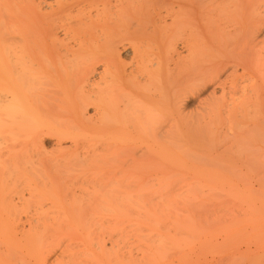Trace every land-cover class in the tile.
<instances>
[{
	"label": "bare ground",
	"instance_id": "bare-ground-1",
	"mask_svg": "<svg viewBox=\"0 0 264 264\" xmlns=\"http://www.w3.org/2000/svg\"><path fill=\"white\" fill-rule=\"evenodd\" d=\"M225 116L264 120V0H0V264H125L115 232L140 230L187 150L221 146L195 136ZM240 154L222 160L242 175L186 166L264 170L263 148Z\"/></svg>",
	"mask_w": 264,
	"mask_h": 264
},
{
	"label": "rangeland",
	"instance_id": "rangeland-1",
	"mask_svg": "<svg viewBox=\"0 0 264 264\" xmlns=\"http://www.w3.org/2000/svg\"><path fill=\"white\" fill-rule=\"evenodd\" d=\"M179 51H181L180 48H179ZM125 54H127V53H125ZM190 105H189V107H191V108L189 109V111L191 112V110H194V108H192V107H194L193 106L194 103H191ZM187 111H188V108H187ZM192 112H194V111H192ZM226 116L224 119H221L222 117L220 118V120H222L221 122L219 120H218L219 122L215 121V122H217V124H215L217 129H220V130H217L215 125L213 127V125H212L213 122L212 123L209 122V123H207L209 126H207V124H206V126H207V127L205 126L206 128L205 127L201 128V136H199V135L195 136V137L203 138V139L206 138V139H204V141L209 140L211 142L212 136L214 138V136L218 137L217 135H220V137H218V140L220 139L219 140L220 142L222 141L221 140L222 137L225 138V139H223V141L221 143L219 141L216 142L217 138L213 139V140H215L216 143H220L222 148H220L221 146H219V147H217V146L213 147L212 146L211 148H213V149H211V150L204 149L203 148L204 146L202 147L201 143H200V142H202L201 139L200 140L198 139L199 143H198V141L194 142L192 139V137H194V136L191 137V135H189V138L192 139V141L195 143V145L197 144L196 146H198L200 144V147H202L204 149V150L202 149L199 153L200 155H202V158H201V156H200V158L198 156H196V157L194 156L196 159L193 158V155L197 151L196 149L198 147L196 149L192 148V150L194 149L193 151H195L192 153V152H190V151H192L190 148H189L190 151L187 150L189 147V145H188L189 143L187 144V142H185V141H184V145H185V143H186V145L183 147L185 148L188 145L187 148H185L187 150L186 154L184 153L185 149H183V150L180 149V148H182L181 143H180L181 147L180 148L177 147L176 149L178 152H179V150H182V151H180L179 153L178 152L176 153L174 151L175 150V148H174V150H172V151H174L177 155H179L180 153L185 154L184 156H183V154H180V155H181V157L183 156L184 160L186 159L184 162H186L187 164H185V163L183 164V162H182L181 165H177V167H179V171L181 172V174L179 175L180 172L178 171V168H176V164H177L176 163L175 166H173V168L175 167V171H174L175 173L174 174H173V170L171 169L172 170V176L170 178H173V179H170V180H172V181L169 180L170 184L168 185V187L166 189L162 190L160 195L157 197L156 203H155L154 208L152 210L153 213L147 214L144 216V218L143 217L141 218L142 224L139 227V229H140L139 231H137V229H135L136 228L135 226L134 227L130 226V227L125 228L124 231L118 232V234H117V232H115L114 237H116L118 235L117 237L120 239V241L118 239L119 242L117 241L118 243L117 242L116 243L118 245H120L119 246L120 248L122 247V253L124 252L123 253L124 258H122V259H123L125 264H264V259H263L264 258V170H262L261 168L258 170L256 168L255 170H258V171L252 172L253 174L250 173V175H253L252 178L250 177V178H248V180L246 178L245 179L240 178V180H239V178H236L237 181L236 180L235 181L237 182V184H236V182H235V184H232V183L230 184L226 181H224L225 183H223V181L218 180L219 178L217 179L216 176H212V172L214 173L213 168H215L216 164H213V167H211L212 162L215 163L216 161L217 162L219 161V165H222L223 168H222V166L216 165L215 170H219V167H221L219 171L223 173L224 177H226V174L227 175L229 174L227 172H232V170L234 172L235 170L238 171V169H239L242 172H245L246 170L244 169V166L241 165V167H240L238 165L239 161H237V163L234 164L235 166L232 167V169H231L230 164L228 165L229 161H227V162H224V161L226 159H229V158L231 159L232 158L231 154L234 158V156L237 157V154H240V153L243 154L244 151H246V150L248 152V154H247V152H245L246 157L248 155L250 157V159H252L251 156H253V155L255 156V154H257L256 156L260 155L259 153H261L262 148L264 149V144L263 145L261 144L262 140H264V134H263L264 130L261 131V130H257V129L261 126L259 124V122L262 121L264 123V120H259L258 123L256 121L253 122V120H249L250 122L248 121L249 122L248 123L247 121H239L236 118L229 117L231 119L233 118L232 122H231V120L228 121L229 118L227 120H225ZM193 120H195V119L193 118ZM223 120H224V122H223ZM241 122H244V123L246 122L245 124L243 123L245 126L244 125H238V123L242 124ZM218 123H220L219 127H221V128H219L217 126ZM253 123H255L256 125ZM258 124L260 126L257 127ZM228 125H233V126L230 127ZM253 125H255L257 129L253 128L254 127ZM243 126H244V132L246 131V134H247L246 136H244L245 133H241V132H243V129H241V128H243ZM246 126H247V128H246ZM209 127H210V129H208ZM233 127L235 128V130L237 128V130H239V131L233 130L234 129ZM262 127H264V126H262ZM229 128L230 129L233 128L231 130V132L229 131ZM202 129L205 133L202 131ZM208 130L209 131L211 130V132H213V134L214 133L215 134L209 135L211 132L210 133L206 132ZM227 130H228V132H227ZM217 131H220V132H218V134H217ZM233 131L235 133H240V134H238V135L236 134V136H237L236 137L234 134H232ZM259 132H262V135ZM180 134H182V133H180ZM242 134L244 136L242 138L243 139L245 138V140L241 139L240 135H242ZM182 135H183L182 140H184L185 138L186 139L188 138L187 137L188 135L186 133H183ZM206 135H209V136H206ZM223 135H226L228 138L226 136H223ZM179 136L180 135L176 136V139ZM181 137H179V138H181ZM195 137H194V139L196 140ZM229 137H231V138H229ZM233 138H235V141H237V142H239V140H240V142H241V140L245 142V143L243 142V144H246V148L242 147L244 149L243 152H242V150L236 149V146L234 145L235 143H233V141H234ZM246 138H248L247 140H248V143L250 146H247L248 144H247ZM191 139H189V140L187 139V141L190 142ZM227 139L231 142H229ZM47 140L48 141H46V144H48V145L46 146V150H43V152L45 153V151H47L46 153L48 154L50 149L51 148L53 149V146H52V142H51L52 140L51 139L50 140L47 139ZM225 140H227V142H225ZM260 140H261V142H260ZM192 141H191V143H193ZM49 142H51V144ZM179 142L180 141H178V143ZM181 142H183V141H181ZM259 142H260V144H259ZM191 143H190V146L194 147L195 145H191ZM241 143H240V145H241ZM177 144L175 146L179 145V144L178 145ZM203 144L205 145L204 142H203ZM208 144H211V143H208ZM232 144L234 145V149L232 148ZM227 145L229 146V152L224 150V148H226ZM236 145H238V148L241 147V146H239L238 143ZM205 146L207 147V143ZM243 146L245 147V145H243ZM248 147H249V149H247ZM253 147H255L257 149H259V147H261V148H260V151H258L256 149L252 150ZM47 148H48V150H47ZM207 148H210V147H207ZM215 148H217V149H215ZM231 148L233 149V151H231L232 150ZM250 148H252V149H250ZM221 149H223V151H221ZM230 151L232 153H230ZM237 151H239L240 153L239 152L237 153ZM30 152L32 155L28 153L29 154L28 156L31 155L34 158L36 157L35 155H37L39 153L37 151L38 153L35 152L36 154L33 155L34 151H30ZM43 152H42V154H43ZM187 152L191 153V155L187 154ZM196 153L198 154V151ZM196 153H195V155H196ZM245 153L243 154L244 156H245ZM47 154H46V156L42 155V157H46L45 158L46 160L50 158L49 159L50 161L48 160V162H51L52 161L51 158H55V157H53L55 154H53L51 157H50V155L52 153H49L50 155L48 154V156H47ZM212 154H214L216 156H213ZM242 154L238 155V157L241 156ZM39 155H41V154H39ZM208 155H210L209 156L210 160L214 159V160H211V163H210L211 166L210 165L207 166L208 168H207L206 173L211 172L209 167H211L213 170L211 172L212 178L210 179V176H209V179H210V181L208 180L209 183L207 182L206 177L205 178L199 177V176H201V173H200L201 171H196L197 172L196 178L198 177L199 179L193 178L196 175V173L194 175L192 172L189 171V170H191V168L195 169L198 166L197 164H195L194 159H195L196 163H198L199 161L202 163L203 161H205V160H203L204 159L203 156H205L207 158ZM211 155L213 157H211ZM172 156H174L173 153H172ZM223 156H225V157L229 156V157H227L225 160L223 159L224 160L223 161L222 160ZM244 156L243 157L241 156L243 159L240 157V159H242L240 162L245 160L244 158H246V157H244ZM40 157L41 156H39V160L42 159L44 162V158H40ZM209 157L207 158L206 162L207 161L209 162ZM178 158L176 157V159H178ZM197 158L201 159L203 161L198 160ZM188 159L190 160V162L187 161ZM253 159H254V157H253ZM42 160H41V162H37L36 160L34 161V159H33V161H34L33 163L37 162V166H38L39 163L40 164L43 163ZM233 160H235V158ZM30 161L32 162V160H30ZM48 162L45 163V167H48ZM52 162H54V161H52ZM173 162H175V160ZM178 162H181V159L180 160L178 159ZM221 162H223V163L221 164ZM193 163L196 167L193 165ZM207 163L206 164H203V163L199 164L198 163L199 167H197L195 170H197L198 168L200 169V165L203 167V166L207 165ZM224 163H225V166L223 165ZM53 164L54 163H52V165ZM34 165L36 166V164H34ZM41 165H44V164H41ZM184 165L185 166L189 165L191 168L189 167L190 169L188 170L187 166L185 167ZM245 165H246V167L247 166L250 167V165H247V164H245ZM236 166L238 167V169H236ZM32 167H33V165H32ZM217 167H218V169H217ZM226 167H227V169H226ZM249 167H247V169ZM262 167L264 169V166H262ZM203 168H205V167H203ZM203 168H201V169H203ZM251 170H253V169L251 168ZM186 171L187 172L189 171V173H188L189 175L187 174ZM203 171L204 170H202V172ZM223 171H225L226 174ZM241 171H238V173ZM247 171H249V169ZM247 171H246V173H247ZM177 172H179V173H177ZM176 173L179 177L176 175ZM222 173H220V176ZM255 173L257 175L259 173L260 177L254 176ZM183 174L185 175V177H183L184 176ZM239 174H241V173H239ZM242 174H245V173H242ZM261 174L263 175V177ZM207 175H209V174H207ZM188 176H192V179H190L191 177L187 178ZM230 176L228 178H230L232 181L233 178ZM222 179H224V178H222ZM225 179H227V178H225ZM164 180H166V179H164ZM216 180H218L219 182H217ZM214 181H216V182L214 183ZM238 181H240V182L238 183ZM106 242H107L106 243L107 248L112 247L110 245L111 244L110 241L107 240ZM118 245L114 246L113 249H116ZM60 252H61V249H57L54 252V255L53 254L51 255V257L49 258V264L51 262L55 261L58 256L60 258H63V259L65 258V257H62L61 254H59ZM114 253H116V252H114ZM129 255H131V256H129ZM54 258H56V259H54ZM113 259L114 258H112V261L110 263L106 261L107 264L116 263V260H113Z\"/></svg>",
	"mask_w": 264,
	"mask_h": 264
}]
</instances>
